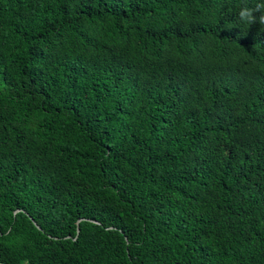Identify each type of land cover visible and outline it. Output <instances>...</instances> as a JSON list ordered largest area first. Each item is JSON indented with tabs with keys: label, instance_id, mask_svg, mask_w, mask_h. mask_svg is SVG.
<instances>
[{
	"label": "trees",
	"instance_id": "trees-1",
	"mask_svg": "<svg viewBox=\"0 0 264 264\" xmlns=\"http://www.w3.org/2000/svg\"><path fill=\"white\" fill-rule=\"evenodd\" d=\"M261 2L0 0V264H264Z\"/></svg>",
	"mask_w": 264,
	"mask_h": 264
},
{
	"label": "clouds",
	"instance_id": "clouds-1",
	"mask_svg": "<svg viewBox=\"0 0 264 264\" xmlns=\"http://www.w3.org/2000/svg\"><path fill=\"white\" fill-rule=\"evenodd\" d=\"M255 13H259V15L257 16ZM238 17L241 23L248 26L254 23L264 25V2L257 3L254 7H242L238 13ZM24 264H28V262L24 261Z\"/></svg>",
	"mask_w": 264,
	"mask_h": 264
},
{
	"label": "water",
	"instance_id": "water-1",
	"mask_svg": "<svg viewBox=\"0 0 264 264\" xmlns=\"http://www.w3.org/2000/svg\"><path fill=\"white\" fill-rule=\"evenodd\" d=\"M81 219H79L78 221H77V223H79V221H80ZM79 232V227H78V225H77V233Z\"/></svg>",
	"mask_w": 264,
	"mask_h": 264
}]
</instances>
